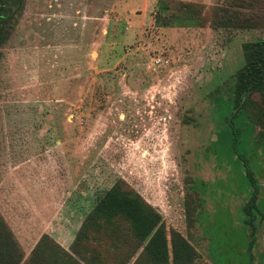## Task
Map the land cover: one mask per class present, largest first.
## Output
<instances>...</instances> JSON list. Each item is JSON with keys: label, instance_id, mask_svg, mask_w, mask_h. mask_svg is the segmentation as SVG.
<instances>
[{"label": "rangeland", "instance_id": "rangeland-1", "mask_svg": "<svg viewBox=\"0 0 264 264\" xmlns=\"http://www.w3.org/2000/svg\"><path fill=\"white\" fill-rule=\"evenodd\" d=\"M253 8L263 24L264 0ZM156 10V0H20L0 43V215L24 257L43 232L70 249L121 178L193 245V264L240 252L264 264V221L248 262L241 210L250 171L264 213V142L232 101L241 43L264 29L155 25Z\"/></svg>", "mask_w": 264, "mask_h": 264}, {"label": "trees", "instance_id": "trees-1", "mask_svg": "<svg viewBox=\"0 0 264 264\" xmlns=\"http://www.w3.org/2000/svg\"><path fill=\"white\" fill-rule=\"evenodd\" d=\"M256 1L231 0L227 5L214 3L206 7L197 0H156L154 24L199 27L210 24L213 28L236 29L259 25L264 29V23H256L253 17H258L253 8ZM19 7L20 0H0V43ZM260 12L264 17V9ZM241 51L243 63L234 72L232 86L234 113L244 111L259 128L257 133L264 142V34L243 41ZM247 176L251 188L241 210L249 229L246 247L249 262L253 260L255 221H264V213L257 205V181L250 171ZM91 229L96 233L92 249L81 254L78 245ZM240 253V259L233 264H243L245 255ZM197 255L179 231L173 227L166 230L161 213L121 178L98 197L79 226L70 249L43 232L24 257L17 238L0 215V264H193Z\"/></svg>", "mask_w": 264, "mask_h": 264}]
</instances>
